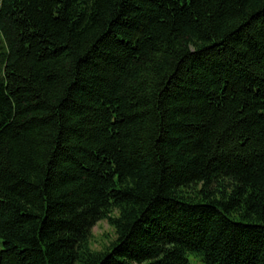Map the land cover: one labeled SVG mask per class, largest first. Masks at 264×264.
Listing matches in <instances>:
<instances>
[{
	"label": "trees",
	"instance_id": "trees-1",
	"mask_svg": "<svg viewBox=\"0 0 264 264\" xmlns=\"http://www.w3.org/2000/svg\"><path fill=\"white\" fill-rule=\"evenodd\" d=\"M190 256L264 264V0H0V264Z\"/></svg>",
	"mask_w": 264,
	"mask_h": 264
},
{
	"label": "rangeland",
	"instance_id": "rangeland-1",
	"mask_svg": "<svg viewBox=\"0 0 264 264\" xmlns=\"http://www.w3.org/2000/svg\"><path fill=\"white\" fill-rule=\"evenodd\" d=\"M114 238L115 233L110 225L105 221L99 222L93 229L92 247L95 250H101ZM190 261L192 264H199L192 256H190Z\"/></svg>",
	"mask_w": 264,
	"mask_h": 264
}]
</instances>
